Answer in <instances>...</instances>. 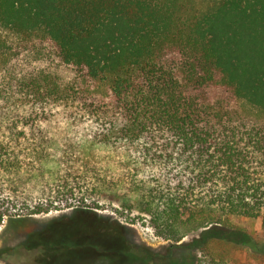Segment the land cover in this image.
Returning a JSON list of instances; mask_svg holds the SVG:
<instances>
[{
    "label": "trees",
    "instance_id": "16d2710c",
    "mask_svg": "<svg viewBox=\"0 0 264 264\" xmlns=\"http://www.w3.org/2000/svg\"><path fill=\"white\" fill-rule=\"evenodd\" d=\"M0 29L17 43L0 74V224L107 210L150 226L166 264H222L203 249L227 217L264 229V0H0Z\"/></svg>",
    "mask_w": 264,
    "mask_h": 264
},
{
    "label": "rangeland",
    "instance_id": "374dc122",
    "mask_svg": "<svg viewBox=\"0 0 264 264\" xmlns=\"http://www.w3.org/2000/svg\"><path fill=\"white\" fill-rule=\"evenodd\" d=\"M210 1L191 0V6L203 9ZM15 40L10 31L0 29V74L3 61L10 58L17 47ZM17 58L20 68L33 65L23 53H18ZM110 216L107 210L89 213L66 210L4 218L0 224V250L12 249V252L0 264H166L161 255L166 254L168 243L150 226L131 222L124 216ZM261 223L260 218L227 217L223 224L213 229L222 239L210 240L203 252L210 251L213 257L221 258L222 264H264V255L251 253L241 245L243 236L233 233L239 230L262 243L264 229ZM97 226L110 227L114 236L97 231L98 228L94 229ZM200 235L201 231L190 234L181 243L186 246ZM88 245L94 253L92 261L86 256ZM105 251L114 253L112 261L101 253ZM175 252L185 257L188 250L185 247L175 249ZM196 252L199 255V251ZM199 256L202 261V255Z\"/></svg>",
    "mask_w": 264,
    "mask_h": 264
}]
</instances>
